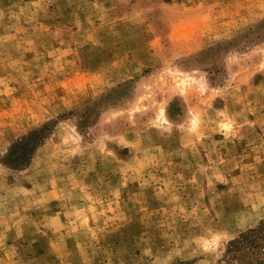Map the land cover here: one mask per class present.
I'll return each instance as SVG.
<instances>
[{
  "label": "rangeland",
  "instance_id": "374dc122",
  "mask_svg": "<svg viewBox=\"0 0 264 264\" xmlns=\"http://www.w3.org/2000/svg\"><path fill=\"white\" fill-rule=\"evenodd\" d=\"M264 0H0V264H264Z\"/></svg>",
  "mask_w": 264,
  "mask_h": 264
},
{
  "label": "trees",
  "instance_id": "16d2710c",
  "mask_svg": "<svg viewBox=\"0 0 264 264\" xmlns=\"http://www.w3.org/2000/svg\"><path fill=\"white\" fill-rule=\"evenodd\" d=\"M263 239H264V227L249 229L248 232L242 234L238 239L232 242L230 250L233 251L235 255L236 252L242 249L241 248L242 245L246 243H251V247H253L251 251V255H253L254 253L255 256H258L259 255V250H257L259 247L258 245H261L260 241Z\"/></svg>",
  "mask_w": 264,
  "mask_h": 264
}]
</instances>
